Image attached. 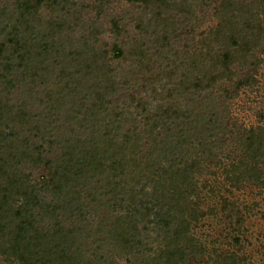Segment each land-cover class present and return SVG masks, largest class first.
Here are the masks:
<instances>
[{
  "label": "rangeland",
  "instance_id": "1",
  "mask_svg": "<svg viewBox=\"0 0 264 264\" xmlns=\"http://www.w3.org/2000/svg\"><path fill=\"white\" fill-rule=\"evenodd\" d=\"M257 7L260 8L257 0H0V43L8 48L0 59L10 60L16 52L26 56L30 53L35 58L42 54L44 63L53 67L57 75L70 72L74 76L61 81L55 78L46 91L40 85L36 92L29 93V79H24L23 69L12 64L10 74L0 83V97L14 108L25 104L27 113L38 114L37 121H47L52 131L44 128L45 123L42 133L19 132L18 126L8 120L0 131L28 138L45 148V158H52L59 148H49L48 142L70 138L78 125L69 113L65 116L67 107L52 113L55 117L45 112L53 96H47V92L56 88V83L65 90L83 93L108 72L118 83L115 94L108 98V110L123 115L119 120L122 134L134 128L143 130L146 117L155 116L161 109L170 111L172 107L189 112L191 122L199 124L192 123L196 127L189 138L187 134L181 136L187 140L181 148L194 169L187 201L197 213L190 235L201 249L188 256L187 264H264V159L258 163L257 180H229L237 174L234 166L246 158L242 148L244 133L264 128V36L258 44L244 48V53L240 51L243 58L231 65L226 79L203 91L189 87L190 79L200 76L191 62L202 59L199 53L205 52L208 43L214 49L212 54L222 45L234 49L231 27L240 33L235 39L237 44L245 39L253 41L241 16L264 26ZM217 39L219 45L211 43ZM6 66V62L0 64V70ZM32 69L33 66L29 74ZM91 102L92 98L88 103ZM170 128L167 136L180 140L178 127L172 124ZM141 137L143 149L139 154L144 161L150 144L145 134ZM21 171L36 188L50 176L43 164H22ZM93 180L92 185L99 188L98 181L122 184L127 178L105 174ZM107 190L106 186L97 189L94 202L84 200L82 224L95 232L126 210L124 203L101 195ZM40 194L49 199L46 191ZM142 204L151 216L139 226L144 227L140 254L124 255L118 247L107 248L104 244L113 264H142L157 256L164 246L162 216L146 199ZM37 220L40 227L53 224L49 219ZM57 220L63 227L68 226L66 217ZM103 237L97 233L93 239H83L82 246L95 250L98 245L94 239ZM0 264L12 263L0 255Z\"/></svg>",
  "mask_w": 264,
  "mask_h": 264
},
{
  "label": "trees",
  "instance_id": "2",
  "mask_svg": "<svg viewBox=\"0 0 264 264\" xmlns=\"http://www.w3.org/2000/svg\"><path fill=\"white\" fill-rule=\"evenodd\" d=\"M257 5L260 8L257 7L256 11L264 17V0H257ZM241 17L244 19L243 27L250 30L253 41L249 43L248 39L241 38L243 42L237 44L235 39L240 33L231 27L234 49L222 45L216 54H212L214 49L208 43L205 52L199 53L201 60L193 62V58L189 57L192 67L200 72V76L190 79L189 87L203 91L218 80L226 79L231 73V65L240 60V51L244 53L264 36V26L258 21ZM212 42L220 44L218 39ZM7 49L0 43V58ZM27 54L16 52L10 60L0 59V64L7 63L3 72L0 70V83L10 74L12 64L16 69H23L24 79H29V93L36 92L40 85L46 91L45 88L55 78H74L70 72L57 75L53 67L44 63L42 54L36 58ZM37 57L39 62L35 64ZM31 65L33 69L29 74ZM74 80L79 83L77 78ZM54 86L56 88L47 92V96H53L50 98L52 101L46 103L45 112L55 117L52 113L57 114L67 107L65 116L69 113L78 128L72 130L70 138L48 142L49 148H59L52 158H45V148L36 146L28 138L21 139L19 134L0 131V144L6 143L0 146V255H5L12 264H113L114 259L104 249L105 246L111 247L109 245L118 247L124 255H139L141 231L144 229L139 226L151 216V211L142 204V200L146 199L164 220V246L157 256L143 263L187 264L188 256L201 248L190 235L197 220L196 211L188 206L187 201V193L192 190L194 169L186 162L181 146L187 140L181 139V136L187 134L189 138L196 127L192 123H199L196 120L191 122L189 112L183 113L170 107L171 112L161 109L155 116H147L143 130L134 128L122 134L119 120L123 115L111 114L108 110V98L115 94L118 86L109 72L94 80L90 87L85 86L86 93L75 92L76 89L65 90L66 87L60 88L56 83ZM90 98L92 102L88 103ZM37 116L27 113L25 104L14 108L0 97V126L8 120L18 126L19 132L28 130L37 134L43 132L42 125L46 123L44 128H49L51 133L50 123L37 121ZM172 124L178 127L180 140L167 136ZM142 134L147 136L146 143L150 144L144 161L139 154L143 149ZM242 143L246 158L234 166L237 174H232L229 179L234 183L260 177L258 163L264 159V128L246 131ZM22 164H43L49 170L50 176L43 181L42 187L36 188L29 183L21 171ZM105 174L127 178V181L122 184L112 181L102 184L98 181L101 183L99 188L92 185L95 177ZM104 186L109 190L101 195L124 203L126 210L98 226L95 232L82 224V208L84 200L94 202L96 198L93 195ZM147 187H150L149 194ZM42 191L50 195L49 199L40 194ZM37 217L40 220L49 219L53 224L40 227ZM59 217H66L68 226L63 227L57 220ZM97 233L104 237L102 240L94 239L98 245L95 250L82 246L83 239H93Z\"/></svg>",
  "mask_w": 264,
  "mask_h": 264
}]
</instances>
